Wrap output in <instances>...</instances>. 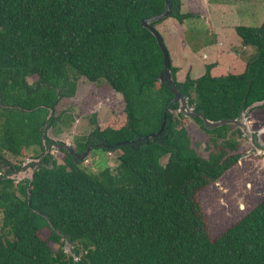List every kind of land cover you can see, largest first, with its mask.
Wrapping results in <instances>:
<instances>
[{"label":"trees","instance_id":"1","mask_svg":"<svg viewBox=\"0 0 264 264\" xmlns=\"http://www.w3.org/2000/svg\"><path fill=\"white\" fill-rule=\"evenodd\" d=\"M171 5L168 18L194 16L180 14V0ZM164 12L165 0H0V264H264V199L214 239L199 199L243 156L241 131L192 119L207 137L204 158L173 103L155 136L174 95L159 81L163 53L142 22ZM235 32L255 50L241 74L212 76L209 65L178 82L170 60L188 108L212 122L264 101V22ZM80 77L123 99L126 123L101 130L92 119L93 131L74 148L119 152L115 173L89 172L65 149L61 164L45 155L64 146L47 132L72 125L56 111ZM30 150L42 159L32 179L15 184L6 156L23 159Z\"/></svg>","mask_w":264,"mask_h":264},{"label":"rangeland","instance_id":"2","mask_svg":"<svg viewBox=\"0 0 264 264\" xmlns=\"http://www.w3.org/2000/svg\"><path fill=\"white\" fill-rule=\"evenodd\" d=\"M211 1L208 2L211 4ZM229 3L235 4V8H231L230 16L218 17V26L258 27L264 22V0H227L225 2V4ZM180 4V14L194 13V16L185 19L182 23L175 18H169L155 26L172 65L178 69V72L180 71L176 74L178 82L184 81L187 75L191 79L201 77L206 67L214 64L217 59L213 48L206 49L209 51L206 53L204 48L199 47L211 36V33L207 32L208 22L205 19L209 9L207 3L204 0H180ZM228 7L229 5H221V9ZM221 9L217 8L216 13L221 15ZM226 31L225 46L227 49L232 48L240 52L242 49L234 29L227 28ZM248 49L246 52L243 49L241 64L236 66L232 60L224 58L219 69H212L210 73L213 76L243 73L248 60L255 54L254 48ZM204 54H207L208 58H204ZM189 65H193V69L191 71L190 68L188 72ZM69 70L76 75L72 68ZM76 87L75 96L72 99L61 100L56 111V115L59 112H67L66 118L72 119L70 121L72 125L62 128V132L58 135L51 130L47 132L48 137L54 142H61L73 150L76 139L85 138L93 131L95 125L91 123L92 119L101 130L106 127L117 129L126 123L122 97L111 90L105 82L91 83L80 77ZM250 114L251 116H246V122L252 132V141L256 135L258 141L264 146V107L255 109ZM185 125L191 136L193 148L200 156L206 158L209 153L205 148L207 137L198 130L191 119L186 118ZM252 141L249 137L242 135L241 155L244 157L218 181L199 194L201 207L213 239L238 222L264 199V153H255ZM118 154L117 151L107 153L101 149H93L87 159L83 160L82 166L95 174L106 167H110L115 173ZM28 155L23 159H14L7 155L6 159L11 163L26 165L35 160L30 158V155H36L35 150H30ZM51 155L59 164L63 162V152L52 150ZM165 161L166 159L162 160V162ZM14 181H18L17 177ZM48 236L47 231L41 233L43 239H47ZM50 246L53 250L57 249L56 245L50 244ZM71 249L72 246L64 245L66 253L71 254L69 251Z\"/></svg>","mask_w":264,"mask_h":264},{"label":"water","instance_id":"3","mask_svg":"<svg viewBox=\"0 0 264 264\" xmlns=\"http://www.w3.org/2000/svg\"><path fill=\"white\" fill-rule=\"evenodd\" d=\"M173 7L171 5V0H165V12L152 17L150 19L144 20L142 22V25L144 28H146L157 40V43L159 45L160 50L163 53V60H164V69L161 72L160 76H159V81L160 83H167V85L169 86L171 92L173 93L174 97L172 99V101L170 102V104L166 107L164 114H163V121H162V125L160 130L155 134V136H160L162 131L164 130V126H165V120H166V114L169 111L170 105L173 103H178L179 104V109L178 111L180 113L183 114L184 117L188 118V119H194V118H200L204 124V126L207 129H216L225 125H232L234 127H236L237 129H239L242 133L243 136H247L249 137L250 141H252V132L249 130L248 124L246 122V116L250 115L251 111H253L254 109H258L260 107L264 106V101L261 102H255L252 105H250L249 107H247L244 111H242L240 113V115L235 118V119H230V120H220V121H216V122H212L209 121L208 119H206L203 115H201L200 113H197L191 109L188 108L187 105V98L183 95L180 94L172 73H171V63H170V58H169V54L167 52V49L165 48V45L163 43V40L161 38V36L159 35V33L156 31V29H154L153 27H151V23L159 21L161 19H165L171 16L172 11H173ZM52 114V112L50 111L48 117H50ZM154 135H150L148 137H146V139L153 137ZM253 142V141H252ZM100 146H104L103 144H101ZM262 147V148H261ZM62 149H65L71 156L79 159V160H85L87 159L89 153H90V148H88L86 150L85 153H83V155H78L74 152V150L67 146H61V145H55L52 146L48 151L45 152V155L51 154L52 150H56V151H60ZM264 153V146L260 145V148H257L255 150V153ZM244 156H242L241 158H243ZM240 158V159H241ZM42 158L39 159H35L33 160V162L35 163L36 166H38V164L40 163ZM240 161V160H239ZM11 180H14V176H10L9 177ZM32 179V176L31 178ZM19 180V178H18ZM67 245V242L65 243ZM69 245V244H68ZM71 247V245H70ZM71 252V250H69ZM71 255L74 257V260H76L75 256L72 254Z\"/></svg>","mask_w":264,"mask_h":264},{"label":"crops","instance_id":"4","mask_svg":"<svg viewBox=\"0 0 264 264\" xmlns=\"http://www.w3.org/2000/svg\"><path fill=\"white\" fill-rule=\"evenodd\" d=\"M204 1L207 3L208 8H209L208 13H206L207 15H206L205 19L208 22L207 32L211 33V36L209 37V39L206 42H203L202 46H199V47L204 48L206 53L209 52L206 49H212L213 48V51H214L216 58H217L216 61L214 62V64H212V65H214L212 68L214 70L219 69V66L223 62L224 58L232 60L233 64L236 66H237V64H241V61H242L241 56H242L243 49H244V52H246V50H249L248 49L249 47H243L242 46L241 39L237 36V34L235 32V35L239 41V45L241 46L242 50L240 52H238L236 50H232V48L227 49V47L225 46V42H224V39H225L226 34H227L226 29L227 28L234 29V31H235L236 26L231 28L230 26L229 27H227V26L221 27V26L217 25L218 17L221 16V18H222V16L223 17L224 16H230L231 15V8H235V6H234L235 4H230V3L225 4V2H227V0H223V1L222 0L221 1L212 0L211 4L208 2L209 0H204ZM221 5H229V7L226 9H221ZM231 5H233V6H231ZM217 8H218V10L221 9V15L216 13ZM167 19H169V18H167ZM181 25H183V24H181ZM183 46H185V44ZM229 46H231V45H229ZM203 56H204V58H208L207 54H204ZM216 66L218 68H216ZM190 68L192 71L193 65H189L188 72H189ZM178 73H180V71ZM181 82H183V81H181ZM250 116H251V114H250ZM250 124H251V122H250ZM261 133H263V132H261ZM259 134H260V132H259Z\"/></svg>","mask_w":264,"mask_h":264},{"label":"flooded vegetation","instance_id":"5","mask_svg":"<svg viewBox=\"0 0 264 264\" xmlns=\"http://www.w3.org/2000/svg\"><path fill=\"white\" fill-rule=\"evenodd\" d=\"M260 145H263V143L258 141V137L255 135V137H253V148H254L253 150L260 148ZM92 146L90 145V147H92ZM95 146H97V145H95ZM11 164L12 165L7 167L6 170L9 172L8 177L14 176V178L17 177V180L19 177L18 181L13 180L15 182V184L24 183L25 181H29L32 174H33V171L36 169L34 162L28 163L26 165L24 163H21V164L20 163H11Z\"/></svg>","mask_w":264,"mask_h":264}]
</instances>
